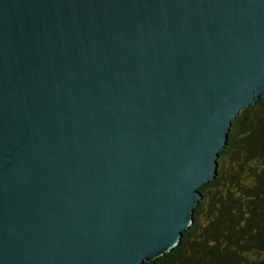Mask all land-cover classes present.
Masks as SVG:
<instances>
[{
	"label": "water",
	"instance_id": "1",
	"mask_svg": "<svg viewBox=\"0 0 264 264\" xmlns=\"http://www.w3.org/2000/svg\"><path fill=\"white\" fill-rule=\"evenodd\" d=\"M260 95L264 0H0V264L169 250Z\"/></svg>",
	"mask_w": 264,
	"mask_h": 264
},
{
	"label": "trees",
	"instance_id": "2",
	"mask_svg": "<svg viewBox=\"0 0 264 264\" xmlns=\"http://www.w3.org/2000/svg\"><path fill=\"white\" fill-rule=\"evenodd\" d=\"M218 153L193 222L177 244L142 264H264V96L231 119Z\"/></svg>",
	"mask_w": 264,
	"mask_h": 264
}]
</instances>
